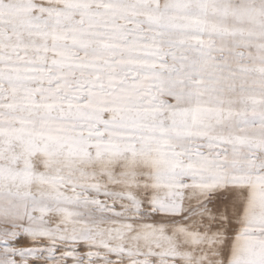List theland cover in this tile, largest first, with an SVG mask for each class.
I'll list each match as a JSON object with an SVG mask.
<instances>
[{
	"label": "snow or ice",
	"instance_id": "snow-or-ice-1",
	"mask_svg": "<svg viewBox=\"0 0 264 264\" xmlns=\"http://www.w3.org/2000/svg\"><path fill=\"white\" fill-rule=\"evenodd\" d=\"M0 264H264V0H0Z\"/></svg>",
	"mask_w": 264,
	"mask_h": 264
}]
</instances>
